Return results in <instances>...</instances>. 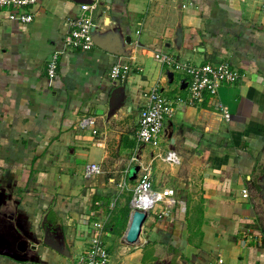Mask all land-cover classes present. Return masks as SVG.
<instances>
[{
  "label": "crops",
  "instance_id": "0c3cea01",
  "mask_svg": "<svg viewBox=\"0 0 264 264\" xmlns=\"http://www.w3.org/2000/svg\"><path fill=\"white\" fill-rule=\"evenodd\" d=\"M86 1L120 54L64 46L82 13L73 0H37L26 24L0 15V235L25 254H0V264H73L93 219L104 223L109 264H264V0ZM156 52L195 66L224 61L240 76L192 104L186 75ZM114 64H128L123 80H110ZM152 87L171 107L156 147L135 137ZM84 116L94 127H78ZM168 150L177 164L162 159ZM90 163L100 169L86 176ZM135 166L174 194L147 212L131 245Z\"/></svg>",
  "mask_w": 264,
  "mask_h": 264
},
{
  "label": "built area",
  "instance_id": "2783aa9c",
  "mask_svg": "<svg viewBox=\"0 0 264 264\" xmlns=\"http://www.w3.org/2000/svg\"><path fill=\"white\" fill-rule=\"evenodd\" d=\"M37 0H0V15L5 13V19L19 24H26L32 21L33 7ZM81 15L73 19L71 28L63 39L66 48L86 51L93 47L92 28L94 27L91 12L94 4H81ZM264 12V7L262 8ZM156 60L174 71H181L188 78V101L192 104L201 102L204 94H215L222 84L234 83L240 76L239 72L232 68L227 62H220L216 65L209 63L203 65H191L179 62L172 55L164 52L154 54ZM59 53L53 52L46 62V73L49 78H54L57 74ZM128 64H114L109 70L110 80H123L129 72ZM171 114V107L167 99L162 95L157 87H152L147 92V103L142 108L135 131L138 143L149 144L153 147L159 145L163 131L164 119ZM228 113L224 112V117L228 118ZM94 117L84 116L78 121V127H94ZM96 130L93 129V132ZM135 157L132 156L131 160ZM162 159L169 164H177L178 156L173 150H168ZM99 166L90 163L85 166L86 176L99 172ZM246 192V190H243ZM173 189L165 188L157 191L152 187L150 170L143 166L136 177V184L133 188L132 199L130 201L131 210L140 209L146 212L153 209L157 202L164 198H171ZM90 233L85 250L75 259L73 264H109V252L103 241L104 223L100 219H93L90 222Z\"/></svg>",
  "mask_w": 264,
  "mask_h": 264
},
{
  "label": "water",
  "instance_id": "95a60500",
  "mask_svg": "<svg viewBox=\"0 0 264 264\" xmlns=\"http://www.w3.org/2000/svg\"><path fill=\"white\" fill-rule=\"evenodd\" d=\"M73 1L79 2L80 4L87 3L86 0H73ZM91 35H92L93 44L98 46L99 48L105 49L115 54H120L122 52L121 47H120V41H118L116 37L112 38L110 34H108L107 36L100 35L96 31L95 27L92 28ZM185 86H186V83H183L182 88ZM137 170H138L137 166H135L132 169V174H131L132 178L136 177ZM261 187L262 189L260 190V193H261V198L263 199V203H264V178L262 179ZM146 218H147V212L145 210L133 209L131 211L128 226L124 234V239L126 243L131 244V245L138 243V240L140 239V235L142 231V226ZM5 242L6 241H4L3 236L0 235V254L1 255H6L16 260H23V257L25 258V254L20 256L17 253V251L8 247ZM48 242H49V239L45 238L44 243H48Z\"/></svg>",
  "mask_w": 264,
  "mask_h": 264
},
{
  "label": "rangeland",
  "instance_id": "374dc122",
  "mask_svg": "<svg viewBox=\"0 0 264 264\" xmlns=\"http://www.w3.org/2000/svg\"><path fill=\"white\" fill-rule=\"evenodd\" d=\"M177 75H176V79H177ZM132 186V184H130V186H129V188L128 189H124V192H126V193H128V195L126 196L127 197V199H129V196H130V194H131V191H130V187ZM120 222H121V220H120V218L119 217H117V216H115V218H114V224L116 225V226H118L119 224H120ZM121 228V227H120ZM123 234H124V232L123 231H120V233H118V236H120V237H122L123 238ZM103 241H104V236H103ZM105 243V242H104ZM106 246V245H105Z\"/></svg>",
  "mask_w": 264,
  "mask_h": 264
},
{
  "label": "trees",
  "instance_id": "16d2710c",
  "mask_svg": "<svg viewBox=\"0 0 264 264\" xmlns=\"http://www.w3.org/2000/svg\"><path fill=\"white\" fill-rule=\"evenodd\" d=\"M94 202V201H93Z\"/></svg>",
  "mask_w": 264,
  "mask_h": 264
}]
</instances>
